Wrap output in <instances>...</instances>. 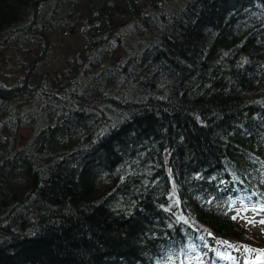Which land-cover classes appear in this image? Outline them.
Instances as JSON below:
<instances>
[{
  "label": "trees",
  "instance_id": "1",
  "mask_svg": "<svg viewBox=\"0 0 264 264\" xmlns=\"http://www.w3.org/2000/svg\"><path fill=\"white\" fill-rule=\"evenodd\" d=\"M104 5L127 21L98 42ZM23 86L0 95V264H157L264 200V0H0V90Z\"/></svg>",
  "mask_w": 264,
  "mask_h": 264
},
{
  "label": "rangeland",
  "instance_id": "2",
  "mask_svg": "<svg viewBox=\"0 0 264 264\" xmlns=\"http://www.w3.org/2000/svg\"><path fill=\"white\" fill-rule=\"evenodd\" d=\"M129 18L130 17H128V20ZM115 20L121 22V25L126 24L127 21L126 19L121 20L117 16ZM112 55H123V51L115 48ZM107 62H109V58ZM63 64L64 63H61L60 66H63ZM54 66L55 64L53 61L51 62L50 59L41 62V66L35 71L36 76L33 74L34 78L29 80V84L33 85L38 80V75L44 71V68L47 67L52 70ZM6 83L9 85L12 84L10 80ZM49 88L50 85L46 84L45 89ZM22 133L26 134V130ZM260 204H264V200L258 199L254 195L250 197L245 195L231 199L228 207V212L231 216H237V210H241L240 216H237V219L234 220V222H238L243 226L244 234L241 238L226 239L218 236H210L207 242L202 241L199 244L192 245L190 248L183 249V251L174 258L162 259L158 261L157 264H264V258L259 256L258 251H253L251 253L245 251V246L255 250L264 249V224L259 223V221L264 220V211H259ZM165 206L171 208L180 217L183 216L186 220H189V216L186 215L179 206L178 195L173 182H171L167 192ZM244 208H247V211H243ZM249 220H254L256 222L249 223ZM221 241H228L231 247L220 243ZM227 255H230L234 259L224 258Z\"/></svg>",
  "mask_w": 264,
  "mask_h": 264
},
{
  "label": "flooded vegetation",
  "instance_id": "3",
  "mask_svg": "<svg viewBox=\"0 0 264 264\" xmlns=\"http://www.w3.org/2000/svg\"><path fill=\"white\" fill-rule=\"evenodd\" d=\"M122 5V7H125L124 8V11H126L128 14H131V13H133V11H131L126 5H124V4H121ZM115 12H114V8H112V7H109V6H102L101 8H99L98 9V16H93L91 19L94 21V20H96V19H100V21L101 22H99L100 24H98V25H96L94 28H92L94 31H97L96 33H94L93 34V36L94 37H100V36H103V35H106V38H104L103 40H100V41H98V42H106V40H107V38L109 37V36H107V31L108 30H110L111 31V33L113 34L114 33V31L112 30V27L110 26V25H108V21H107V18H109V20L111 21V22H113L115 25H121V22H117L116 20H115ZM98 23V22H97ZM110 38V37H109ZM91 43H93V41L91 42ZM91 43H89V46H91L92 44ZM91 44V45H90ZM84 49H87V48H84ZM82 52L83 51H81V55H82ZM42 59V58H41ZM41 59H39V61H42ZM77 65V64H76ZM58 68H56L55 70H56V72L55 73H58V74H60L61 75V78H66L64 75L65 74H63V72H61L60 73V71L59 70H57ZM73 69V68H72ZM44 70V69H43ZM43 74H46V76H49L48 74L49 73H47L45 70L44 71H42L41 73H39V75H38V80H37V84L39 85L40 83H41V80H42V76H43ZM50 82H54L53 81V79H52V77L51 76H49V79H48ZM58 81H62V79H59ZM26 84V83H25Z\"/></svg>",
  "mask_w": 264,
  "mask_h": 264
},
{
  "label": "snow or ice",
  "instance_id": "4",
  "mask_svg": "<svg viewBox=\"0 0 264 264\" xmlns=\"http://www.w3.org/2000/svg\"><path fill=\"white\" fill-rule=\"evenodd\" d=\"M209 203H210V202H209ZM243 211H247V208H244ZM259 211H264V204H260V206H259ZM240 212H241V210H237V216H240ZM237 216H233L232 219H233V220L237 219ZM241 218H243V217H241ZM180 220L187 222V221H186V218L183 217V216L180 217ZM248 222H249V223H255L256 221H254V220H249ZM259 223L264 224V220L259 221ZM209 235H211V233H209ZM201 239H203V238L201 237ZM220 243H222V244H224V245H228L229 247H231V245H229V242H228V241H221ZM245 251L248 252V253H251V252H253V251H258V252H259V256H260L261 258H264V249H261V250H255V249H251V248H248L247 246H245ZM218 254H219V253H218ZM224 258H226V259H234V258L231 257L230 255H227V256H225Z\"/></svg>",
  "mask_w": 264,
  "mask_h": 264
},
{
  "label": "water",
  "instance_id": "5",
  "mask_svg": "<svg viewBox=\"0 0 264 264\" xmlns=\"http://www.w3.org/2000/svg\"><path fill=\"white\" fill-rule=\"evenodd\" d=\"M25 89H26V86H23V87H12V88H9V89H6V90H0V95H7V94H10V93H12L14 91H23ZM36 185H37V173L34 172L33 187L35 188Z\"/></svg>",
  "mask_w": 264,
  "mask_h": 264
}]
</instances>
